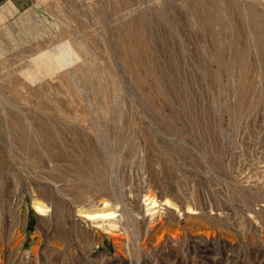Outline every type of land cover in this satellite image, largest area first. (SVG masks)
<instances>
[{"label": "rangeland", "instance_id": "rangeland-1", "mask_svg": "<svg viewBox=\"0 0 264 264\" xmlns=\"http://www.w3.org/2000/svg\"><path fill=\"white\" fill-rule=\"evenodd\" d=\"M0 264H264V0L1 23Z\"/></svg>", "mask_w": 264, "mask_h": 264}, {"label": "crops", "instance_id": "crops-1", "mask_svg": "<svg viewBox=\"0 0 264 264\" xmlns=\"http://www.w3.org/2000/svg\"><path fill=\"white\" fill-rule=\"evenodd\" d=\"M36 0H0V24L13 14L33 6Z\"/></svg>", "mask_w": 264, "mask_h": 264}, {"label": "bare ground", "instance_id": "bare-ground-1", "mask_svg": "<svg viewBox=\"0 0 264 264\" xmlns=\"http://www.w3.org/2000/svg\"><path fill=\"white\" fill-rule=\"evenodd\" d=\"M35 202V201H34ZM33 202V203H34ZM40 202V201H39ZM170 204L168 203V201H166V206H169ZM34 206H35V210L39 211V212H42L44 211L43 208H42V205L39 204L38 202H35L34 203ZM151 207H154L153 204L151 205ZM177 210V209H176ZM114 212H109V213H105V214H102V212H96V213H92V214H87L86 217L87 218H90V219H97L101 216H106L108 215L109 217L108 218H113L114 215H113ZM113 222V225L114 226V220H112Z\"/></svg>", "mask_w": 264, "mask_h": 264}]
</instances>
